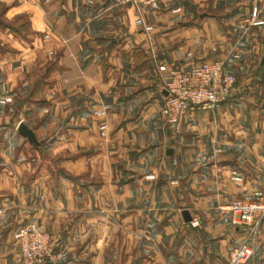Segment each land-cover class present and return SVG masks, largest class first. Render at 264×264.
Returning <instances> with one entry per match:
<instances>
[{"label": "crops", "instance_id": "crops-1", "mask_svg": "<svg viewBox=\"0 0 264 264\" xmlns=\"http://www.w3.org/2000/svg\"><path fill=\"white\" fill-rule=\"evenodd\" d=\"M0 2L37 38V129L23 122L37 134V160L47 151L65 167L37 165L29 187L3 168L0 210L21 214L12 226L37 219L64 230V264L226 263L247 234L218 205L255 197L264 181V0H164L158 10L113 0ZM223 22L237 82L218 107L189 111L176 133L161 115L158 63L188 66L186 52L217 50L210 39L225 38ZM10 240L0 236V264H18ZM244 264H264V222Z\"/></svg>", "mask_w": 264, "mask_h": 264}, {"label": "rangeland", "instance_id": "rangeland-1", "mask_svg": "<svg viewBox=\"0 0 264 264\" xmlns=\"http://www.w3.org/2000/svg\"><path fill=\"white\" fill-rule=\"evenodd\" d=\"M219 10H221L219 11L221 13L224 12L222 8H220ZM220 26L221 27L219 29V32L220 34L225 36L224 34L227 31L226 23L223 22L220 24ZM33 31L34 28L32 26V23L28 22L27 18L20 16H8L6 6L3 5L2 2H0V124H2L5 120L9 121L10 118L13 119L12 122L9 123V125L4 126V129L0 128V172H4L3 168L10 164L13 173H21V175H23L24 177L22 178L24 182H21L20 180V183H17L18 186L24 184V186L27 185V187L30 186L32 177L34 175H37V165H39L43 170H46L47 172H50V170L53 173H61L65 171V167L63 166V164H61L62 156L58 155L57 158H54V156H50L49 152L46 151L44 152L43 156H38L40 159H42V161L37 160V134L34 133L36 139V144H34L33 142L29 141L28 138H23V136H19L16 130L17 123L20 120H22V122H26L29 126H31V128L37 129V68L36 70H32L34 68H30L34 64V53L31 47H37V38L31 37V35H34ZM189 40H191L189 46L194 48L195 46H193V43L195 42L197 45H199V38H190ZM210 41L211 43L217 41L215 43L216 46H219V48L216 50L211 45L210 47L211 49H213L206 54H204L205 52L199 54V48H196L194 52L190 50L183 54L182 57H186L191 61V63H196L204 59H213L214 57H224L223 59L225 60L226 66L228 67V64L230 63L228 62V57L230 56V53L227 52L226 36L225 38L221 37L220 40L210 39ZM199 55L202 56L199 58ZM235 59L239 58L236 57ZM164 61L170 64H178V60H176V58L175 60L171 59ZM231 73L236 77L234 83L235 86L237 82L238 73ZM41 90L43 91L41 93H44L45 88L44 90L43 88ZM25 105L26 107H32V110L24 109L23 106ZM5 113H10V115H5ZM3 125L4 124H2L1 127ZM24 139L27 143L26 146L23 147L18 145V141ZM20 162L27 164V168L25 170H21L17 166V163ZM13 165L15 167H13ZM1 192H3V190L0 189V197ZM242 198L250 197L242 196ZM40 199L43 198L41 197ZM14 208H7L6 211L0 210V227H2L3 229L0 230V236L3 239L6 237L9 238L10 235L11 253L15 255L17 261L16 263L26 264L23 261L20 246L18 241L14 237V233L18 227L26 223L37 224L38 222L37 219H33L27 221L26 223L21 222L20 224L12 226L13 222H15V217L18 219L21 215L19 213H15L17 212V208ZM101 211L104 212V214L106 215L107 211H105L104 209ZM106 216L108 217V219H111L110 215ZM38 224L42 227L44 231L57 236L63 248V256L61 259H59L57 262L45 263L64 264L66 262L65 260L68 258L69 251L66 244L67 241H65L66 238L63 235L64 233H62L64 232V230L51 231L45 228L42 224ZM90 235L93 238L96 234L95 232H91ZM79 239L76 236L71 239L72 242H76V248H74L76 251L79 247L77 244L80 245V241H82L81 238ZM88 247L89 248L86 250L87 256H90L92 253H96L97 248L95 244L94 246L90 245ZM7 251L9 252L8 247ZM0 252L1 254L5 253L3 248H0Z\"/></svg>", "mask_w": 264, "mask_h": 264}, {"label": "built area", "instance_id": "built-area-1", "mask_svg": "<svg viewBox=\"0 0 264 264\" xmlns=\"http://www.w3.org/2000/svg\"><path fill=\"white\" fill-rule=\"evenodd\" d=\"M163 1L113 0L117 5H142L153 10H158ZM158 71L162 73L165 91L161 115L175 132L182 130L189 111L197 108L214 109L227 101L236 80L235 75L227 71L224 59H204L188 66L162 61L158 63ZM218 209L221 213L230 214L231 222L247 234L230 250L224 264H244L254 254L257 229L264 222V181L255 197H236L219 204ZM191 225H199V220L192 219ZM14 237L26 264L53 263L63 256L62 244L57 236L44 231L38 223H26L18 227Z\"/></svg>", "mask_w": 264, "mask_h": 264}, {"label": "water", "instance_id": "water-1", "mask_svg": "<svg viewBox=\"0 0 264 264\" xmlns=\"http://www.w3.org/2000/svg\"><path fill=\"white\" fill-rule=\"evenodd\" d=\"M17 132L26 138H28L29 141L36 143L35 135L31 128L28 127L27 124L20 122L17 126ZM171 152V150L169 151Z\"/></svg>", "mask_w": 264, "mask_h": 264}]
</instances>
